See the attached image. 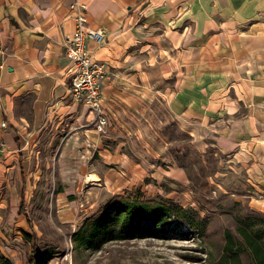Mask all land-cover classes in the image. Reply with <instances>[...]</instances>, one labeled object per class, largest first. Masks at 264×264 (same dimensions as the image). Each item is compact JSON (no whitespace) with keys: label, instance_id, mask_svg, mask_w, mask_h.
<instances>
[{"label":"crops","instance_id":"obj_1","mask_svg":"<svg viewBox=\"0 0 264 264\" xmlns=\"http://www.w3.org/2000/svg\"><path fill=\"white\" fill-rule=\"evenodd\" d=\"M73 1L0 0V243L26 231L18 223L25 171L47 123H71L67 144L75 153L85 146L83 164L97 152L90 163L100 184L118 194L135 188L119 176L140 167L139 118L156 129L159 105L198 155L214 156L222 192L264 213V0H78L88 25L104 34L86 39L90 57L109 72L103 132L70 95L64 44L74 30ZM175 163L168 160L167 173Z\"/></svg>","mask_w":264,"mask_h":264},{"label":"rangeland","instance_id":"obj_2","mask_svg":"<svg viewBox=\"0 0 264 264\" xmlns=\"http://www.w3.org/2000/svg\"><path fill=\"white\" fill-rule=\"evenodd\" d=\"M101 88L103 91L102 81ZM159 107L157 117H153L156 129L149 127L144 118H139L140 128L145 131L143 136L134 139L138 146L136 144L137 152H133L138 156L140 167L122 169L124 173L119 177L130 179L147 198L162 195L193 208L207 220L204 233L199 235L195 231L183 236L174 231L154 237L112 240L96 251L76 247L71 240L72 232L112 192L100 184L99 167L90 163L100 159L98 153L90 152V162L83 164L88 156L85 146L79 144L75 153L67 144L71 123L65 121L56 128V122H52L43 127L36 139L34 151L38 152L26 168V197L18 222L27 233L33 234L38 260L45 264H254L237 227L247 216L253 217L250 223H260L254 217L264 213L234 202L231 195L222 192L217 186L222 181L214 176L219 168L214 156L209 152L203 157L198 155L188 136L177 131L166 110ZM91 113L95 117L94 112ZM123 117L127 121L128 117ZM158 117L164 120L162 124L155 121ZM86 123L80 122L77 126ZM80 132L74 134L76 140L83 142ZM126 140L128 138H122V142ZM151 160L157 161L156 168L148 165ZM168 160H175L177 168L167 173ZM11 207L14 215H19L17 201H13ZM226 232L231 236V252L225 250ZM13 236L12 241L0 243V251L14 264H27L32 253L30 243L20 233L16 234L17 238Z\"/></svg>","mask_w":264,"mask_h":264},{"label":"trees","instance_id":"obj_3","mask_svg":"<svg viewBox=\"0 0 264 264\" xmlns=\"http://www.w3.org/2000/svg\"><path fill=\"white\" fill-rule=\"evenodd\" d=\"M20 208L23 212L22 204ZM251 218L253 217L243 218L237 231L249 249L253 263L264 264V215L254 217L259 220L258 224L250 223ZM27 222L31 226L29 220ZM206 224V218L200 217L191 207L162 195L147 198L139 188H132L110 195L95 212L77 225L71 234V240L76 247L96 251L112 240L154 237L174 231L181 232L183 236L195 231L202 235ZM21 234L31 246L32 253L28 256L27 264H45L43 260L36 258L37 246L33 234L26 231H21ZM226 238L225 250L231 252L229 232H226ZM0 264L14 263L0 251Z\"/></svg>","mask_w":264,"mask_h":264},{"label":"built area","instance_id":"obj_4","mask_svg":"<svg viewBox=\"0 0 264 264\" xmlns=\"http://www.w3.org/2000/svg\"><path fill=\"white\" fill-rule=\"evenodd\" d=\"M69 9L74 19V30L65 38L64 56L68 65L70 95L74 102L85 106L95 114V128L103 132L108 125V117L102 112L101 81L109 74L107 65L90 57L86 39L100 42L103 30L92 28L87 22V5L73 1ZM1 126H5L2 122Z\"/></svg>","mask_w":264,"mask_h":264}]
</instances>
